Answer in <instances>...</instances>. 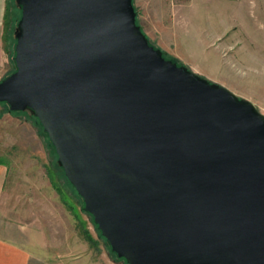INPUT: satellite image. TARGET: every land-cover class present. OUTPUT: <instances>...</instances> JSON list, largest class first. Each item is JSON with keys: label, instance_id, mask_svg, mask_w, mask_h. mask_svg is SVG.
I'll list each match as a JSON object with an SVG mask.
<instances>
[{"label": "water", "instance_id": "1", "mask_svg": "<svg viewBox=\"0 0 264 264\" xmlns=\"http://www.w3.org/2000/svg\"><path fill=\"white\" fill-rule=\"evenodd\" d=\"M0 104L30 111L125 264H264V115L164 58L133 0H15Z\"/></svg>", "mask_w": 264, "mask_h": 264}, {"label": "rangeland", "instance_id": "2", "mask_svg": "<svg viewBox=\"0 0 264 264\" xmlns=\"http://www.w3.org/2000/svg\"><path fill=\"white\" fill-rule=\"evenodd\" d=\"M246 9L253 28L264 34V23L258 19L257 8L248 4ZM201 10L194 13L197 28L201 24L206 26ZM18 19L16 1L6 0L0 29V81L14 71L11 56ZM223 43L215 42L214 46L220 47ZM158 49L189 70L188 64L197 66L200 71L194 74L226 87L264 115V55L238 56L239 52L235 55V51L228 50L218 56L220 63L215 64L214 49L196 55L183 43L178 57L171 56V51ZM0 163L5 164L0 220L8 227L3 235L11 236L28 249L30 264H78L79 261L89 264L88 258L91 264H97L104 255L113 257L92 218L83 212L82 201L66 181L49 141L30 111L10 113L6 105L0 104ZM85 233L91 237V243L85 239Z\"/></svg>", "mask_w": 264, "mask_h": 264}, {"label": "crops", "instance_id": "3", "mask_svg": "<svg viewBox=\"0 0 264 264\" xmlns=\"http://www.w3.org/2000/svg\"><path fill=\"white\" fill-rule=\"evenodd\" d=\"M5 4L6 0H0V29ZM248 4L257 8L258 19L264 23V0H186L179 4L176 2L174 4L172 0H133V6L137 10V24L149 41L155 44L157 40L155 46L162 51H171L170 55L176 57L179 56L178 50L183 43L188 44L196 55L200 51L202 53L214 49L217 56L215 64L220 63L218 56L228 50L235 51V55L239 52L238 56L264 55V34H259L253 28L247 15ZM198 10L202 11V15L206 19V26L201 24V27L197 28L195 25L198 24V21H196L194 13ZM229 36L230 39H228ZM223 41L222 46H214L215 42L219 44ZM249 50L262 52L253 54L248 53ZM188 65L192 72L200 71L197 66ZM4 169L5 164L0 163V209L3 197ZM6 232H8V227L0 220V264H30L31 254L28 249L11 236L3 235ZM88 262L91 264L89 258ZM78 264L81 262L79 261ZM97 264L125 263L114 256L112 257L111 254H107L102 256V262Z\"/></svg>", "mask_w": 264, "mask_h": 264}, {"label": "trees", "instance_id": "4", "mask_svg": "<svg viewBox=\"0 0 264 264\" xmlns=\"http://www.w3.org/2000/svg\"><path fill=\"white\" fill-rule=\"evenodd\" d=\"M184 1H186V0H184ZM19 18H20V10H19ZM19 20V19H18ZM14 44H15V41H14ZM14 44H13V47H14ZM151 44V43H150ZM152 45V44H151ZM156 48V47H155ZM156 49H158V48H156ZM162 55L164 56V58H166V59H169V60H172L173 62H175L177 65H179V66H183L180 62H178L177 60H175V59H172V58H170V57H166V54H164L163 52H162ZM13 56H14V52H13V48H12V56H11V61H12V63H13ZM14 64V63H13ZM184 67V66H183ZM184 68H186V67H184ZM187 69V68H186ZM188 71H190L189 69H187ZM201 79H203L202 77H200ZM205 80V79H204ZM16 113H20V112H16ZM15 113V114H16ZM34 117V116H33ZM35 120H36V122L38 123V121H37V119L36 118H34ZM39 124V123H38ZM39 127L41 128V126H40V124H39ZM41 130H42V128H41ZM42 132H43V130H42ZM44 133V132H43ZM44 135L46 136V134L44 133ZM46 139L48 140V138H47V136H46ZM49 141V140H48ZM49 144H50V146H51V148L53 149V147H52V145H51V143L49 142ZM53 151H54V149H53ZM54 153H55V151H54ZM61 168V167H60ZM63 171V170H62ZM63 175H64V173H63ZM65 177V176H64ZM66 179V178H65ZM67 181V180H66ZM68 182V181H67ZM69 184V183H68ZM70 185V184H69ZM71 186V185H70ZM72 187V186H71ZM73 188V187H72ZM73 190H74V188H73ZM74 192H75V190H74ZM61 194V193H60ZM75 194H76V192H75ZM77 195V194H76ZM61 196V195H60ZM78 196V195H77ZM78 198L81 200V198L78 196ZM63 199V198H62ZM82 201V200H81ZM82 206H83V203H82ZM69 208V207H68ZM70 209V208H69ZM99 234H100V232H99ZM84 237H85V239L87 240V242H89V243H91L92 242V240H91V237L87 234V233H85L84 234ZM101 237V236H100ZM113 256L116 258V256L113 254Z\"/></svg>", "mask_w": 264, "mask_h": 264}]
</instances>
